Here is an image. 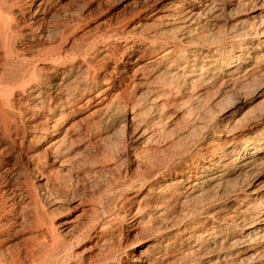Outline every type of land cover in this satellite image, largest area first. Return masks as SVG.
<instances>
[{"label":"bare ground","instance_id":"6f19581e","mask_svg":"<svg viewBox=\"0 0 264 264\" xmlns=\"http://www.w3.org/2000/svg\"><path fill=\"white\" fill-rule=\"evenodd\" d=\"M61 1L0 0V264H27L25 262L27 256L31 257L28 259L30 264H84L86 255L80 254L81 251L79 253L77 248L79 249L80 245L93 239L100 243L95 244L97 252L88 256L87 264H113V262L124 264L123 255L115 252L117 249L120 252L123 247H117L114 251L112 249L115 246V243L113 244L114 234L109 233V229L114 226V218L118 219L117 216H119L116 213L117 206L114 208L113 205L117 199H114L116 196H113L114 193L112 194L111 190H117L120 194L118 191L120 189L134 190L146 186L147 189L144 188L146 192L140 197L139 204L135 207L130 206L132 209L128 214L127 212L120 214L122 218L131 221L128 231L145 224L146 228L150 225L152 231L154 221L161 218L162 223L159 222L158 228L152 233L154 240L151 244L148 243L149 246L135 254L136 257H132V261H135L134 264H264V184L261 189L255 185L257 180L255 177L260 170L263 171L262 167L264 166V101L261 104L263 106L258 108V112L246 110L242 115L240 113L233 125L230 124L231 120H229L230 122L226 121L225 125L222 123L225 121L221 118L222 111H218L220 114L212 113L213 109H206L204 104H201L203 101L210 102L216 85L221 86L223 81L228 82L234 79L240 86L237 89L243 90L245 85L242 81L249 79L250 72L254 69V61L257 64L258 61L261 62L255 54L264 48V0H240L250 3L259 10L255 16L259 22L257 26L255 25L254 35L250 30L245 33H243L244 31L242 33L234 31L227 33L226 31L206 34L203 29L213 27L216 23L214 16L210 15L212 8L217 3L227 4L233 0H204L202 4L195 0V6H192L199 11H194L193 8L188 13L185 12L187 15H182L184 19H192L193 24L189 22L186 30L182 34L179 32L178 44L165 47L151 39L130 40L123 44V49H127L128 53L127 57L121 61L123 51H121L119 42H110L108 45L105 43L106 47L103 46V50L101 48L97 50L96 47L93 49L100 53V57L98 56L100 63L97 68L85 63V59H81L83 55L78 61H75L76 57L70 52L73 50L76 52V49H72V51L70 49L68 53L65 51L66 49L62 48L61 42L66 40L67 36L69 38L70 32L67 35L66 31L69 23L65 25L66 32L63 30L64 26L59 32V38L64 39L63 41L60 42L55 38L46 39V41L43 39L46 33L42 35V27L48 15L54 7L61 4ZM176 7L178 6L176 5ZM79 21H76V26L80 24ZM53 28L51 29L53 30ZM52 30H50L51 33ZM47 34L46 36L49 38L50 36ZM194 34H197L196 38L200 39V43L194 42ZM248 39H251L253 43L245 42ZM95 45L97 44L95 43ZM77 55L79 54L77 53ZM141 58L144 61L140 63ZM201 58L203 59L199 64ZM36 60L50 61V71L42 74L43 67H38ZM119 60L120 64H118ZM258 66L260 67V65ZM73 74L75 77L73 76V79L69 80ZM247 75L248 79H243ZM241 78L242 81H240ZM254 81H256V77ZM248 83L249 81H247V87ZM255 85L257 83L254 82V88ZM70 86L74 92L72 90L70 92ZM94 88L96 92L93 97L88 98L87 96V100L84 102L93 99L92 102L95 106L93 112H110L109 109L114 106L116 108L118 97H121L120 94H124L126 90L129 89L134 95H137L139 91L145 89V96L142 97L139 94L141 97H138V101L144 98L146 103L140 108L141 102L137 101L138 105L132 107L129 118L132 122L138 121L140 117L144 118H141L143 120L141 124L146 129H143L144 132L141 133L146 144L156 143L157 137L159 138L157 134H161L165 129L163 127L160 129L159 126L166 117L165 109L169 104L171 106L188 104L183 106L186 107L183 123L185 122L184 124L187 126H184L191 131L188 136H181V140L180 137H177L179 140L175 141H178L177 144L181 141L178 145L182 143V146H177L178 148L174 146L178 150L176 149L177 151L174 152L172 149L173 154L167 156L168 158L164 159L162 157L165 156H162L161 159L159 157L165 161L156 167L153 165L155 161L152 162L156 155L152 156L153 160L149 158L151 154L149 159L145 156L146 152H149L147 151L149 147L145 148L149 145H145V151L142 152L136 148L140 153H137V156L133 154L135 159L139 158L141 162L149 165V170L143 171L135 180L126 176L119 180L116 176L112 180L113 186L111 185L105 192L107 205L104 204L103 196L94 200L95 202H91L95 203L97 207L93 210L92 206L89 220L82 224L77 234L68 238L64 233L68 229L67 223L69 222L62 221V219L67 218V214L71 211L72 207L69 205L64 207V204L66 201H70L71 198L68 194L73 190L70 188L71 178H68L69 181H67L62 173L71 168L74 171L79 170V172L76 171L78 175L81 172V166L87 162H85L87 159L83 161V158L79 157L83 154L81 155L79 152L78 156L73 153L74 150L70 149L71 143L68 145V142H71V138L68 128L64 129L65 124L60 120L67 113L58 117L57 112L78 104L76 101ZM149 93L155 94V98L153 96V99H150L151 101L148 103L150 95H147ZM163 99L164 101H160ZM241 100L243 97L237 99V97L229 96L223 103L227 106L237 103L244 104L245 101ZM217 104L219 105V103ZM251 109L253 108L251 107ZM113 110L115 111V109ZM165 122L164 124H166ZM132 124L134 125V122ZM151 125L154 127L151 128ZM155 127L159 128L160 132L155 130ZM148 128L151 130L147 131ZM179 130L171 132L170 135L180 133ZM138 131L136 132L138 133ZM145 131H147L146 134ZM168 132L164 131L169 137ZM165 137L168 139L167 136ZM190 137L191 141L188 142ZM77 142L79 144L78 140ZM170 144L171 148L172 143ZM74 146L72 145L71 148ZM142 147L140 148L142 149ZM42 148L41 155L33 154ZM157 148L159 150V147ZM115 151L116 149L113 151L114 156ZM122 152L124 151L122 150ZM48 154H51L49 161L56 164L55 168L58 167V170L53 173V170L51 171L49 168L46 176L43 170H47V167L50 166L48 165L50 162L46 161ZM159 154L164 153L159 152ZM24 155L31 161L29 168L26 165L28 169L22 166L21 158ZM80 159L85 162H81V166H79ZM114 159L112 160L115 163ZM121 160L123 161V159ZM137 161L139 163V160ZM104 163L103 165H105ZM117 163L112 165L119 167V163ZM117 167L114 168L117 170ZM109 168L103 166L100 170ZM29 171L33 172L31 177L38 173V176L44 181L42 192H39L41 188L38 190L41 184L39 185L29 177ZM82 172H85L84 175L94 173L90 169L89 171L84 169ZM120 175L122 176V174ZM158 176L161 177V180L156 183L155 187L153 183ZM73 177L72 179L76 180ZM78 179L77 176V181ZM77 184L80 185V183ZM125 191L123 192L125 193ZM77 198L79 199V197ZM121 199L119 197L118 200ZM178 204L182 206H180L181 208L184 205L190 209L187 216L183 214L190 221L188 225L184 226L185 221L183 226L181 225L182 220H179V215L178 217L177 214L175 215L179 219L172 217L174 214L172 211L177 210ZM30 215H33V220L28 221L30 224L28 226L31 233H34V246L28 247L25 255H22L15 247L12 252L8 253L10 255L7 258L8 255H5L6 245L10 242V237L18 232L15 226L21 225V223L18 224V219H21V222H26ZM144 227L142 228L144 229ZM142 240L139 244L144 243L145 240L143 242ZM10 249L12 248L10 247ZM136 251L138 250L133 249V252L136 253ZM35 252L39 255L37 259Z\"/></svg>","mask_w":264,"mask_h":264},{"label":"rangeland","instance_id":"374dc122","mask_svg":"<svg viewBox=\"0 0 264 264\" xmlns=\"http://www.w3.org/2000/svg\"><path fill=\"white\" fill-rule=\"evenodd\" d=\"M198 1H200L202 4L204 0H198ZM195 2H196L195 0H62L61 4H60L61 6L59 5V6L54 7L53 11H51V13L48 15L49 18L47 17V20L45 21V24L42 27L41 33L43 32L42 35L45 33L47 34L50 30H52L51 28H53L57 23L58 27L56 25L55 28H53L52 33H51V31L48 33L50 37L48 38V36H46V34H45L44 35L45 38H43V39L46 41V39L51 40V39L55 38L56 40H58V41L60 40V42H61L62 39L59 38V32L61 29H63V26H64V29H63L64 32L67 31V35L69 34L68 32H70V34H69V38L67 36L66 40H64V39H63L64 41L62 40L63 41V42H61L62 48L66 49L65 51H68V53L70 52L69 51L70 49H71V51H72V49H76V52H75V50L72 51L75 54L70 52V54H73V56L76 57L75 61H78L80 56L83 55V56H81V59L84 58L85 63H89L91 65H94L97 68L99 63H100L99 62L100 60L98 58V56L100 57V53H98L99 51H96L93 49H94V47H96L95 49L98 48L97 50H100V48L103 50L104 49L103 46L106 47V45L110 44V42L111 43H114L115 41L119 42L121 51H123V53H122L123 56L120 58L121 61L125 57H127V53H128V51H126L127 49H123L124 48L123 44H125L126 42H129L130 40H135V39L140 40L143 38L148 39V40L151 39V40L156 41L158 44H162L165 47H168V46H171L174 44L175 45L178 44L177 39H179L178 37L180 36V34H182L186 30L187 26L189 25V22H190V24L191 23L193 24L192 19H184V16H182V15L183 14L187 15L185 12L188 13V11L190 9H193V8H194L193 9L194 11H197L198 9H196V7H193V6H195L194 5ZM65 3H66V5H65ZM62 4H64L65 6ZM175 4L179 7V9H178V7H176ZM175 8H177L178 10ZM81 9H83V10L81 11ZM179 10H182V11L180 12ZM79 11H81L82 13ZM258 12H259V10L257 9V7L251 5L250 3H246V2H243L240 0H233L232 2H227V4H223L221 2L217 3L212 8V11L210 14V15H212V17L214 16L213 17L214 22H216V23L213 22L214 23L213 27H207V29L205 28L206 30L203 29V31H205L206 34H213V33H217V32H226V31H227V33L232 32V31L237 32V33H240V32L242 33L244 31L243 33H245L246 31L249 32V30H250V31H252L251 34L254 35V31L256 30V26L258 25V22H259L258 18L255 17ZM50 16H52V17H50ZM75 16L78 17L79 19L76 18ZM77 19L80 20L79 21L80 24L76 26V24L78 22ZM66 23H69V25H68L69 27L67 26L66 29H68V30L65 31ZM48 24H50V25H48ZM72 24H73V26H72ZM47 28H49V29H47ZM179 32H180V34H179ZM55 34L58 36L56 37ZM196 35L194 34L195 38L193 40H194V42L200 43L199 42L200 39H197ZM251 39H248L245 42H247L248 44L249 43L251 44V43H253V41ZM93 43H94V45H93ZM95 43L97 45H95ZM105 43H106V45H104ZM90 44H91V46H90ZM89 46L92 48V50ZM235 50H238V48H235ZM258 52L255 55L257 56L258 60L260 58L261 62L256 60V61H258V64H257L254 61V67H253L254 72L250 70L251 75L248 77V75L250 74L249 73L246 76V78H243V79H248V78L250 79L251 78V80L248 79V80L242 81V78L240 80V81H242L243 85H245V88H244L245 90L243 88H242L243 90H238L240 88V86H239V84H237L234 81V79H232L231 81H228V82L223 81V84H221L222 87L217 84L215 87L216 89L213 90V94H212L213 96L211 97L212 99H210V102L211 101L212 102L210 103L207 101H203L201 103L202 105L204 104L203 105L204 108H206V109L211 108V110L213 109L214 111L212 110L211 111L212 113L213 112L218 113V111H220V112L222 111L221 112V118H223V120H225V121H222V123L224 125H225V122L226 121L228 122L229 120H231V122L229 121L230 124L233 125L234 123H236L237 119L239 118L240 113L242 115L246 110H253L254 112H258L259 111L258 108H260L261 106L264 105V103H263V105H261L262 102L264 101V59H263L264 58V48H262ZM77 53L79 55H77ZM202 59L203 58L200 59L199 64H201ZM223 59H221L222 62H224ZM120 60H119L118 64H120V62H121ZM143 61H144V59L141 58V60L139 62L141 63ZM36 63L38 64V67H41V68L43 67L42 70H41V68H39L41 70V73L44 71L42 74H46L50 71L49 70V66L51 64L50 61L48 62V61H43V60H39V61L36 60ZM110 64H112V63H110ZM258 65H260V67ZM223 68H224V66L222 67V69ZM252 72L254 73L253 75H252ZM73 76L75 77V75L73 74L71 76L72 78L70 77L71 79H69V80H72ZM255 77H256V81H254ZM247 81H249L248 87H247ZM254 82L257 83V85H255L256 89L253 86ZM224 83H225V85H224ZM244 83H246V84H244ZM243 85H242V87H244ZM257 86H258V88H257ZM251 87L254 88L255 91L257 89L258 90L255 92L254 89H252ZM69 89H70V92L73 91L72 86H70ZM144 90L145 89L143 88L141 91H139V93H137V95L136 94L134 95V93H132V91L129 89L126 90L124 92V94L123 93L120 94L121 97H118V100L116 103V108L114 106V108L109 109L111 111L110 112L107 111L108 113L102 111L104 113L103 114L101 111L93 112L95 110L94 102H92L93 99H91V101L84 103L85 100H87L86 99L87 96H88V98L93 97V94L96 92L95 88H94V89H91L90 92L87 91L88 93L86 92L83 98H80L76 101V103L78 102V104H74L72 106L74 109L71 106H69L70 107L69 109L65 108V110L63 109V110H59L57 112L58 117L64 116L63 114L67 113L65 115L66 117L64 116L63 119L60 118V120L62 123L65 124L64 129L68 128L70 138H71V142H68V145L71 143L69 145L70 149L72 151L74 150L73 153H76V155L78 154V156L80 155V153H81V155L83 154L82 156H79L80 158H83L82 159L83 161L85 159H87V160H85V162L87 161L86 163L82 162V160L80 159L79 166H81L82 163H85L83 165L84 167L86 166L85 168L83 166H81L83 169L81 168L80 171L82 172V171H84V169L89 171V169H90L91 172H94V173H90L91 176H89L90 174L84 175L85 172L84 173L82 172L83 174L80 172L77 175V172H79V170L74 171V169L68 168V170H64L62 173L63 174L62 176L64 178H66L67 181H69L68 178H71L70 182L72 185L70 188H71V190L74 191V192L70 191L68 194V196L73 200H71L68 197V200L70 199V201H66L67 203L65 202V204H64V207H66L68 205L70 207H72L71 211H69V213L67 214L68 217L62 219V221L67 220L69 222V223H67L68 229L64 233V235L66 237L72 238L75 234L78 233L82 224L86 223L89 220V218H90L89 214H92V211H91L92 206L94 207L93 210L97 207L95 205V203L92 204L91 202H95L94 200H96L97 198H102V196H103L102 199H104V204L107 205L108 201L106 199L107 197H106L105 192H106L107 188H108L107 190H109V188L112 185V180L114 178H116V176L119 180H122L121 177H123V179H124L125 176L127 178L130 177L131 180H135V178L138 177L141 173H143V171L146 172L147 170H149V165H146L143 162H141L139 158L135 159V155L137 156V153H140V152H138V150L142 152V151H145V149H147L149 147L147 149V151H149V152H146L145 156L148 158L151 154V156L149 158H151V160H153V157L156 155L155 159L152 161V162L155 161L153 165H155V167H156V166H158V164L159 165L162 164L165 161L164 159L168 158L167 156L172 155L173 151L174 152L177 151L178 150L177 146H180V147L182 146V143L180 145H178L181 141L178 144H177L178 141L177 142L175 141V140H179V138H177V137H180V140H181V136L186 137L190 134L191 129L188 130V128L186 127L187 125L184 124L185 122L183 123V121L185 119V115H186V113L184 112L185 111L184 109L186 107H183V106H187L188 104L175 105V106H171L169 104V105H166L167 108L165 107L166 108L165 111L168 113L167 114L165 112L166 117H165L164 121H166L165 122L166 124H164V121L162 120L163 123L161 124V126H159V128L163 127L166 130L163 129V132H161V134L160 133H159V135L157 134V136H159V138L161 137V139H160L161 141L157 137L158 140H156V143L153 142L152 144H149V143L146 144L143 137H142L143 134L141 133V132H144V130L146 129V127L145 126L143 127V124H141V122L143 121L142 119H144V118L140 117L139 120H141V121H139V120L138 121L136 120V122L133 121L134 125L132 124L133 122L129 118L131 115V111H132L133 106H135V105L137 106L138 102H141L140 108H142L143 105L146 103V100L144 101V98H142V99H140V101H138L141 96L142 97L145 96ZM248 91L249 92L253 91V92L249 93ZM241 92H243V93H241ZM244 92H247V93H244ZM139 94L141 95L140 97H139ZM145 94H147V93H145ZM152 94L153 93H149L147 95V96L150 95L149 100L147 101L148 103H149V101H151L150 99L155 98V94H153V95ZM233 94H235V95H233ZM243 94H245L246 96ZM228 95L232 96V97H237V99H238V97H243V100L245 101V103L244 104L237 103V104H234L233 106L232 105L227 106L223 102H226L227 98L229 97ZM243 100H241V101H243ZM160 101H164V99L160 100ZM125 102H126L127 106L125 105ZM142 102H144V103L142 104ZM220 102H221V104H220ZM207 103H208V105H207ZM217 103H219V105ZM222 103L224 104V106L222 105ZM257 103L260 105H258ZM215 104H217V105L215 106ZM123 105H125V106H123ZM251 107L253 109H251ZM113 109H115L116 112ZM70 110H71V112H70ZM123 110H124V112H123ZM67 111H69V112H67ZM238 111H239V113H238ZM220 112L218 114H220ZM184 113H185V115H184ZM233 113H234V116H233ZM232 121H233V123H232ZM138 123H140L141 125ZM70 125L72 126L71 127L72 129L70 128ZM184 125H186V126H184ZM153 127L154 126H152L151 128H153ZM159 128L155 127V130L156 129L158 130ZM180 128H182V129L179 130ZM149 129L150 128H148L147 131H149ZM178 130L180 132V133H178V132L176 133L178 135H176L175 133L170 135L171 132L173 133V132H176ZM136 131H138L139 134ZM147 131H145V134ZM164 131L165 132L169 131L168 133L170 136L168 137V134L167 133L165 134ZM158 132H160V130H158ZM87 136H88V138H87ZM137 136L138 137L141 136L142 138L141 137L138 138ZM162 136L163 137L167 136L169 140L166 137L163 138ZM172 136H173V138H172ZM72 137H74V138H72ZM72 139H75V140H72ZM140 139H141V141H140ZM164 139H166V140L164 141ZM189 139H188L189 140L188 142L191 141V137ZM77 140L79 141V144H78ZM170 140H172V141L170 142ZM163 141H164V143H163ZM72 142H74V143L72 144ZM173 142L177 145H175ZM168 143H169V149L170 150L168 149ZM170 143H172L171 148H170V145H171ZM74 144H75V146H74ZM165 144H166V146H165ZM72 145L74 147L71 148ZM123 145H125V146L123 147ZM143 145H144V147H142ZM145 145H149V146H146V148H145ZM154 145H155V147H154ZM150 146H152L154 149ZM174 146L177 148H175ZM140 147H142V149ZM157 147H159L160 151L158 150ZM43 148L39 150L40 152L36 151V152H33V154L41 155L40 153L43 152ZM136 148H138V150ZM110 149H112L111 150L112 152H110ZM115 149H116L115 152L117 155L115 154V156H114L113 151ZM156 149L158 150V152ZM164 149L167 150L168 152L163 151ZM172 149H173V151H172ZM122 150L124 152H122ZM134 150H136V151L134 152ZM171 151H172V153H171ZM117 152L119 153V156H118ZM159 152L160 153L163 152L164 154L160 155ZM111 153H112V155H111ZM133 154H135V155H133ZM162 156H165V157H162ZM26 157L27 156L24 155L21 158V160H22V166L23 167L25 166V168L28 169L31 166V161L28 157L27 158ZM117 157H120V158L116 159ZM159 157L160 158L162 157L164 159L161 160L162 158L160 159ZM25 158H26V160H25ZM46 158H47L46 161L47 160L49 161L51 159V154H48L46 156ZM113 158H115L114 159L115 163L116 162L119 163V165H118L119 167L112 165V164H115L114 161L112 160ZM121 159H123V161ZM116 160H118V161H116ZM137 160H139V163ZM160 160H161V162H160ZM112 161H113V163H112ZM120 161H122L123 163ZM49 162L50 163H48V165H50V166L47 167V170L42 169L43 172L45 173V175L47 174V171L49 170V168L51 171L53 170V173H55L58 170V167L55 168L56 164H52L51 161H49ZM80 163H81V165H80ZM103 163L105 165H103ZM120 164H122V166H120ZM26 165L28 168L26 167ZM90 166H91V168H90ZM103 166H108L110 168L107 170H100L101 167H103ZM114 167H117V170ZM262 168H263V171L260 170V172H258L257 176L255 177V179H257L255 181V185L257 186L258 189H261L262 185L264 184V166ZM54 169H56V170H54ZM94 170H96V171H94ZM135 170H136V172H135ZM32 173H33L32 171H29V177L32 180H34L36 183H38L39 185L41 184V186L38 187V190L41 188L39 190V192L41 190L43 191L44 190V181L40 178V176H38V173L35 175L33 174V176L31 177ZM73 174H74V177H73ZM120 174H122V176ZM77 176L79 177L78 181H77ZM72 177L76 180H73ZM80 178H82V179H80ZM249 179H251V178H249ZM160 180H161V177H159V176L154 180L153 184L155 187L157 186L156 183L159 182ZM261 181H263V182L261 183ZM75 183L78 186H76ZM77 183H80V185ZM144 188L147 189V186L141 187V189L137 188L134 190H132V189L130 190L129 188L123 189V190L120 189V190H118L120 194H118L117 190L112 189L111 190L112 194L114 193L113 196L114 197L116 196V198H114L113 196L112 197L115 200L117 199V201L113 204L114 208L117 206L116 207V213H118L119 216L121 213L124 214L127 212V214H128L129 211L132 209V208H130V206L135 207V205L139 204L140 197L143 194H145V192H146ZM123 191H125V193ZM122 192L124 193V196H123ZM137 192H139V193H137ZM77 193H78V195H76ZM79 194H80V196H79ZM164 194L166 195V193H164ZM77 197H79V199ZM119 197H120V199L122 198L120 201L118 200ZM80 200H81V202H80ZM132 202H134V203H132ZM180 206L181 205L178 204L177 208H176L177 210H174L175 208L173 209L175 212L172 211L174 213L172 215V217L176 218L175 215L177 214V217L179 215L180 219L179 218H176V219L182 220V223H181L182 226H183V222L185 221L184 222V226H185L186 224L188 225V223L190 221L187 220V218L184 217V215H186L190 209L184 205H183V208H181L182 206L181 207ZM128 208H130V209L128 210ZM178 210H179V213H178ZM114 211H115V209H114ZM119 211H120V213H119ZM80 214H81V216H80ZM180 214H181V216H180ZM119 216H117L118 219L114 218V221H115L114 226H113V228L111 227L109 229V233L114 234V238H115L114 239L115 241L113 242V244L115 243V246L112 249H114V251H115L117 249V247L118 248L123 247L122 250L119 249L122 252L117 251L118 249L115 252H117L118 254L121 253L120 254L121 256L123 255L122 257L124 260V264H134L135 261H132V257H134V256L136 257L135 254H138L146 246H149V244H151V242L154 240V238H152V235H153L152 233H153V231H155L158 228L159 224L162 223L160 221L161 218H159V219L157 218L156 221L153 220L155 223L152 222L154 224L152 226L153 227L155 226L154 227L155 229L152 227V231H151L150 225L148 226L149 229L146 228L147 227L146 224L144 225L145 227L140 225V227L138 226L139 228L132 229V230L128 231V229L131 225V223H130L131 221L126 220V218H122V215L120 216L121 218ZM181 218H183V219H181ZM27 219H26V222L22 221L24 224L21 222V219H18V224L21 223V225L19 224L18 226H15L18 232L10 237V239H11L10 242L8 243V245H6L7 247L5 246L7 248V249H5V250H7L5 253V255L6 254L8 255L7 258H9V255H10L8 253L12 252V250H14L15 247H17V249H16L17 251L19 250L22 255H25V251L27 250V248L30 246H34V240H33L34 239V235H33L34 233H31V231L29 230V226H28V225H30L28 221L33 220V215H30ZM142 227H144V229ZM145 229H147V230H145ZM113 230H115V231H113ZM142 230L145 232H141ZM143 235H145L144 237H147V238H144V237L141 238ZM12 237H13V239H12ZM137 238H141V239H137ZM142 239L145 240L144 243L139 244V242ZM143 240H142V242H143ZM11 242H12V245H11ZM97 242L100 243V241H96V239L95 240L94 239L89 240V241H86L85 243H83L82 245H80L79 249L77 248V251L79 253L81 251L80 254L86 255V258H84V264L88 263V256L96 254L97 251L95 249L96 248L95 244ZM121 242H122V244H121ZM31 244H33V245H31ZM116 245H119V246H116ZM10 247L12 249H10ZM133 249H137L138 251H136V253H135V252H133ZM127 254H129V255H127ZM35 256L37 259L39 256L37 252H35ZM32 258H34V257H32ZM28 259H31V257L28 258V256H27V259L25 260V262L27 264H30V260H28ZM28 261H29V263H28ZM113 264H117V263L113 262Z\"/></svg>","mask_w":264,"mask_h":264}]
</instances>
